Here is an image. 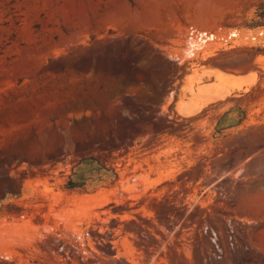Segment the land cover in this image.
<instances>
[{
	"label": "rangeland",
	"instance_id": "374dc122",
	"mask_svg": "<svg viewBox=\"0 0 264 264\" xmlns=\"http://www.w3.org/2000/svg\"><path fill=\"white\" fill-rule=\"evenodd\" d=\"M260 8L0 0V264H264Z\"/></svg>",
	"mask_w": 264,
	"mask_h": 264
},
{
	"label": "crops",
	"instance_id": "0c3cea01",
	"mask_svg": "<svg viewBox=\"0 0 264 264\" xmlns=\"http://www.w3.org/2000/svg\"><path fill=\"white\" fill-rule=\"evenodd\" d=\"M9 239L13 240V235L9 232V225L5 226V223L0 221V243L9 241ZM13 241H11L12 244Z\"/></svg>",
	"mask_w": 264,
	"mask_h": 264
},
{
	"label": "trees",
	"instance_id": "16d2710c",
	"mask_svg": "<svg viewBox=\"0 0 264 264\" xmlns=\"http://www.w3.org/2000/svg\"><path fill=\"white\" fill-rule=\"evenodd\" d=\"M257 14H258L257 17L264 18V8L263 9L260 8Z\"/></svg>",
	"mask_w": 264,
	"mask_h": 264
}]
</instances>
